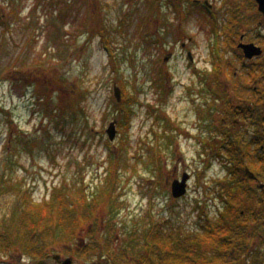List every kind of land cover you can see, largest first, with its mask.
Returning a JSON list of instances; mask_svg holds the SVG:
<instances>
[{"label": "rangeland", "instance_id": "obj_1", "mask_svg": "<svg viewBox=\"0 0 264 264\" xmlns=\"http://www.w3.org/2000/svg\"><path fill=\"white\" fill-rule=\"evenodd\" d=\"M209 2L220 7L222 1ZM244 3L243 19H258ZM13 9L18 16L8 20ZM202 10L185 0H0V173L20 184L16 190L0 187V226L22 212L24 196L49 202L61 189L79 208L78 200H92L109 182L111 162L113 212L98 208L84 217L77 209L80 231L71 241L50 243L49 252L71 257L73 264H106L109 259L92 248L87 231L92 226L99 232L94 235H104L113 224L121 235L160 223L201 237L204 227L219 223L228 163L217 150L220 122L211 120L223 114L208 111L215 104L207 84L214 77L220 89L240 90L239 61L227 46L232 39L236 44L240 28L223 37L229 15L216 9L223 48L218 63L212 24ZM36 52L45 55L35 60ZM114 86L121 90L119 101ZM125 90L136 97L129 119L118 112ZM112 122L117 132L110 141L106 130ZM244 127L250 138L254 128ZM209 128L214 135L207 140ZM157 152L158 162L152 163ZM120 157L117 164L114 158ZM183 175L187 191L174 198L172 181ZM258 238L249 242H256L253 250L264 264V237ZM40 259L56 264L51 256L36 259L17 245L0 249V264Z\"/></svg>", "mask_w": 264, "mask_h": 264}, {"label": "trees", "instance_id": "obj_2", "mask_svg": "<svg viewBox=\"0 0 264 264\" xmlns=\"http://www.w3.org/2000/svg\"><path fill=\"white\" fill-rule=\"evenodd\" d=\"M17 16L14 9L7 12L8 20ZM3 25L9 26V23L5 20ZM105 36L107 38L108 35ZM104 41L103 44L109 53L110 61L113 62L114 51L105 38ZM42 55L45 53L36 52L34 59L40 60ZM115 67L113 66V69L117 71ZM135 99L134 92L132 94L131 91H123L122 103L118 105L119 114L129 119ZM128 119L121 123L124 129L128 124ZM124 135L123 133V137ZM121 142L119 151L120 155H123L122 153L126 152V147ZM154 148L152 147L151 150ZM110 151L111 155L113 150ZM234 154L236 152L231 153L232 156ZM157 159H159L158 152L154 158H150V161L156 163ZM114 161L118 164L121 157L118 160L114 158ZM112 165L111 162L106 171L109 182L103 187L102 192L99 195H94L92 200L87 201L83 198L78 200L79 208L76 207L75 202H70L67 199L61 189L53 193L49 202L45 200L36 202L28 200L24 196L22 212L15 219H6L0 226V249L6 250L17 245L30 256L39 259L44 257L43 251L50 243L68 242L77 235L80 231L78 210H81L84 217H93L98 208L108 207L110 212H113L116 200L112 196L115 189H110L113 176H115ZM156 171L158 172L159 169ZM116 174L118 175V172ZM19 186L20 184L12 177L0 173L1 188L16 190ZM228 187V194L239 193V188H236L238 186L235 183L229 184ZM225 195L222 197L226 198ZM108 202L112 203L111 208L107 206ZM234 216H240L238 208H234V214L231 216L226 214V211L221 212L216 220L219 223L204 227L205 233L201 237H197L198 234L195 236L194 233H187V236L182 235L177 228L166 225L163 228L160 223H153L154 225L148 228L144 226L146 229L142 228L143 230L136 228L123 231L121 235L113 224L107 225L104 235H94L99 233L96 232L95 226L87 231L93 243V250H99L98 253L106 256L112 264H229L228 259H232V264H259V255L255 251L254 256L250 254L252 245L249 242L250 237H225L226 234H229L228 229L234 231L233 227L237 226L235 224L238 220L237 218L235 220ZM245 253L248 255L244 256Z\"/></svg>", "mask_w": 264, "mask_h": 264}, {"label": "flooded vegetation", "instance_id": "obj_3", "mask_svg": "<svg viewBox=\"0 0 264 264\" xmlns=\"http://www.w3.org/2000/svg\"><path fill=\"white\" fill-rule=\"evenodd\" d=\"M185 1L191 8L202 10L200 8L202 7L204 9L202 11L212 24L211 31L215 36V46L212 49L214 61L218 62L223 58V48L220 42L221 17L216 9L225 11L223 12L224 14L221 13L223 17L229 15L228 22L223 26V37L227 38L232 32L237 35V31L239 32L236 44L232 39L230 42L228 41L227 46L230 47L229 51L239 61L238 64L241 69L240 80L243 83H235L240 90L226 88L223 90L219 88L220 86H217L216 81L213 79L214 77L211 78L207 84V93L212 97L215 105L209 104L207 109L209 112L212 111L210 113L214 117L218 113L223 114L220 117L218 116L219 120L211 119L213 123L216 121L220 122L217 128L213 125L220 138L217 150H220L225 155L226 163H228V165L226 164L227 170H225L227 176L222 180L226 188V198L222 197L223 210L229 216L234 214V208H238L240 212V216H234V219L236 220L237 218L238 220L235 224L238 227H233L234 231L228 229L229 234H226L227 236L225 235V237L261 238L264 237V13L259 10V4L256 0H232V2L231 0H221L220 7H216L215 2H209V0ZM244 1L248 6L252 7V11H255L257 18L259 17L258 19L249 21L243 19V15L245 16L248 11ZM205 9L207 13H205ZM233 15L234 17H232ZM235 28L240 29L234 31ZM241 44H253L261 52L259 55L248 58L243 48L240 47ZM225 64L230 67L227 61ZM218 69L217 65L213 63L212 70L214 73H217ZM233 78H236L235 74ZM224 86H226L225 83ZM209 112L208 114H210ZM221 125H224L226 130L224 127L220 129ZM245 125L254 128L250 138H248L246 133L247 129L245 127L241 128ZM207 135L209 136L207 140H210L214 135L213 130L209 128ZM202 142L204 141L202 140ZM232 149L233 152H231ZM234 152L236 154L232 156L231 153ZM234 169L236 170L233 172ZM234 183L238 186L236 188H239V193L228 194L229 184ZM258 227L259 229H257ZM255 234L257 235L255 236ZM251 242L253 244L250 246V254H254L253 247L256 242L253 240ZM43 254L47 259L51 256L56 264H60L63 259L61 253L49 252V249H45ZM247 255L246 253L244 254V256ZM258 255L260 259L261 254ZM228 260L229 264H232V259ZM39 263L44 264V259H40ZM71 264H73V259ZM106 264H111V260L107 261Z\"/></svg>", "mask_w": 264, "mask_h": 264}, {"label": "water", "instance_id": "obj_4", "mask_svg": "<svg viewBox=\"0 0 264 264\" xmlns=\"http://www.w3.org/2000/svg\"><path fill=\"white\" fill-rule=\"evenodd\" d=\"M259 4V10L264 13V0H256ZM240 47L243 48L245 55L248 58H252L255 55H259L261 50L257 47H255L253 44H246V45H240ZM189 57L191 58L190 54ZM120 89L117 86H114V96L117 98V100L120 99ZM116 122H112L109 124L108 129L106 130V133L108 134L109 140L113 141L117 132V129L115 128ZM187 175H183L180 179H174L171 184V191L172 196L174 198H180L183 195H185L187 191ZM58 257V256H57ZM56 257V258H57ZM72 259L71 258H65L62 259L60 264H71Z\"/></svg>", "mask_w": 264, "mask_h": 264}]
</instances>
